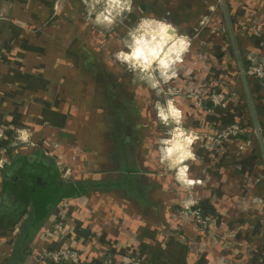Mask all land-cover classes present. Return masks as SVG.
<instances>
[{
  "label": "crops",
  "instance_id": "obj_1",
  "mask_svg": "<svg viewBox=\"0 0 264 264\" xmlns=\"http://www.w3.org/2000/svg\"><path fill=\"white\" fill-rule=\"evenodd\" d=\"M52 1L0 0V125L7 126L3 139L8 138L6 146L13 148L14 158L27 154L36 159L39 153L54 160L59 183L69 191L60 200L69 202L63 213L66 231L62 237L43 238L60 209L36 221L35 210L28 205L18 218L14 196L5 195L0 169V264H44L35 255L44 246L71 247L83 252L90 264L107 259L111 264H129L133 256L139 264H264V206L259 200L264 197V175L251 174L245 181L228 173L236 164L250 166L247 174L249 169L260 171L259 164L257 169L251 166L258 156L264 172V159L221 5L229 52L223 58L215 56L212 65L219 68L220 63L228 72L233 66L230 57L234 59L239 79L233 72L226 74L231 96L225 113L239 115L253 129L251 151L234 159L235 141L212 144L203 133L207 128L200 125L207 123L212 132L213 118L205 119L212 113L192 106L194 122L197 115L202 117L199 125L188 130L176 126L184 141L176 161L168 157L172 134H165L169 155L160 161L154 147L139 146L133 133L124 144L111 147L98 114L91 115L96 121L85 130L90 143L83 144L79 110L88 98L81 90L74 93L79 80L71 75V62L58 51L57 36L49 25ZM223 1L243 66L250 55H264V0ZM246 82L264 145V79L246 76ZM87 109L91 110L90 103ZM22 129L27 130V143L13 138ZM187 134L198 137L189 143ZM203 140L209 145L203 147ZM31 145L32 150L23 151ZM8 155L6 165L12 161ZM172 162L179 166L176 174ZM238 181L245 184L236 186ZM187 205L200 207L207 216L206 227L186 213Z\"/></svg>",
  "mask_w": 264,
  "mask_h": 264
},
{
  "label": "rangeland",
  "instance_id": "obj_2",
  "mask_svg": "<svg viewBox=\"0 0 264 264\" xmlns=\"http://www.w3.org/2000/svg\"><path fill=\"white\" fill-rule=\"evenodd\" d=\"M54 2L51 5L49 25L51 24V29L57 36L55 40L58 51L62 58L65 56L71 62V75L79 80L78 85L74 86V93L78 95L77 92L81 90L86 92L85 96L88 98V101L84 99L86 103L82 110H79L83 116L81 129L84 135L83 144L90 143L85 130L87 126L93 125L95 119L91 115L98 114L96 118L99 124L106 127L108 131L106 139L111 147L121 142L124 144L126 138L129 140L133 133L135 137L131 135V138L136 139L139 146L154 147L157 158L163 161L169 155L166 152L165 134H172L168 139L170 143L180 141L182 137L177 134L180 129L175 130L176 126L186 127L188 130V126L199 125L201 115H197L199 119L194 122L195 116L189 112L193 106L212 113L205 117L207 121L213 118L214 125L210 127L212 132H208L207 123H200L207 128L206 133L205 131L203 133L211 139L212 144L233 140L236 142L237 154L234 159L248 156L253 144V129L249 128L239 115L227 114L221 117L215 113L217 108L228 111L231 88L226 76H231L233 72L236 81L239 79L232 56L230 61L233 66L228 72L220 63L219 68L212 65L215 56L223 58L225 51L229 52V42L218 0H54ZM196 3L199 6H195ZM145 21L149 23H143ZM160 25H166L174 32L173 37L165 39L167 47L174 42L179 45L168 64L160 66L158 61L154 60L155 62L152 61L150 65L144 67L140 62L126 58L125 53L137 45V38L145 37L150 43L156 42L159 39L157 33L161 30ZM152 32H155L154 37ZM263 58L264 55L261 57L250 55L246 66ZM220 87H226V90ZM213 93H222L225 96L224 105L221 103L212 105L210 97ZM75 100H78L77 97ZM87 103L91 104V110L87 109ZM207 103L211 105L208 106ZM78 119L73 118V126L75 124L77 126ZM236 125L241 131L224 137L225 133L234 129ZM179 132L181 133V130ZM244 134L251 140L249 143L247 138L242 137ZM192 137L195 139L198 136L195 134ZM77 144H79L77 141H73V145ZM207 145L209 143L203 140L202 146ZM31 146L23 151L32 150ZM170 147L172 155L168 157L176 161L182 152L179 154L180 149L177 145ZM110 154L111 152L109 157ZM74 160L75 163H80L79 159ZM83 160H86L85 155ZM85 163L88 164L87 161ZM258 164L260 171L249 169L250 174L246 171L250 166L246 164L231 165L228 173L238 178L241 176V179L247 181L251 174L256 178L264 175L259 156L253 160L251 166L257 169ZM170 168L175 174L179 171L177 170L179 166L174 163L170 164ZM256 178L255 182H252L255 189ZM234 184L243 186L245 183L238 181ZM259 200L264 206V197Z\"/></svg>",
  "mask_w": 264,
  "mask_h": 264
},
{
  "label": "trees",
  "instance_id": "obj_3",
  "mask_svg": "<svg viewBox=\"0 0 264 264\" xmlns=\"http://www.w3.org/2000/svg\"><path fill=\"white\" fill-rule=\"evenodd\" d=\"M243 67L246 69V64L243 62ZM246 76H250L246 74ZM221 88V87H220ZM208 106L211 103H207ZM216 114H220L219 116L226 115L225 111L217 108L215 109ZM243 138H247V135H242ZM8 138L1 139L0 145L6 146L8 144ZM12 147L6 146V153L11 156V163L8 165H4L1 170L4 174V182H5V193H10L14 195V203L13 205L17 208L18 218L22 217L25 212H27V206L32 205L35 210V219L38 221H43L45 217L56 208L57 204L60 202L62 195L68 193L62 185L59 183V172L54 163V160L49 158L48 163H43L41 161H30L29 155H20L16 158L12 155ZM11 151V152H10ZM39 155V153H37ZM36 157H41L40 156ZM18 165L15 166L16 163ZM35 168V169H34ZM40 169L42 175L43 183H38L35 180L36 173ZM26 171L28 172V176H31L32 182H28V178H26ZM18 175V180L15 182L14 176ZM27 176V177H28ZM22 182V183H21ZM14 206V207H15ZM52 264V263H49ZM80 264H90L86 261V259Z\"/></svg>",
  "mask_w": 264,
  "mask_h": 264
},
{
  "label": "built area",
  "instance_id": "obj_4",
  "mask_svg": "<svg viewBox=\"0 0 264 264\" xmlns=\"http://www.w3.org/2000/svg\"><path fill=\"white\" fill-rule=\"evenodd\" d=\"M245 73L253 76L254 78L258 80L264 79V58L261 61L254 62L249 64L246 69ZM225 96L222 93L219 94H211L210 101L212 105L221 103L224 105L223 100ZM6 125H0V140L3 139L6 136ZM27 130L22 129L21 131H17L16 134H14V139L27 143V136L25 133ZM241 131L237 127V125L234 127V129L227 131L224 135V137L229 136L231 133H237ZM247 142L249 143L251 140L247 137ZM28 146V145H27ZM6 147L0 146V168L4 167V164L7 163L6 159ZM188 182H191L190 180ZM69 206V202L67 201H60V203L57 204L56 210L60 209L59 215L57 218L55 217L53 220H51L50 226L46 229L44 233V240L47 239V236L49 235H57L61 236L65 234L66 231V224L64 223V217L63 213ZM186 213H189L190 217L198 223V225L201 228L206 227L207 225V216H205L200 207H189L187 205L185 207ZM188 209V210H187ZM65 215V214H64ZM48 241V240H47ZM36 258L44 264H80L85 260V254L81 251H78L76 249H73L71 247L67 246H60L58 248H49L47 246L42 247L41 249L37 250L35 252ZM103 264H111V260L107 259L103 261ZM129 264H139V259L136 257H131Z\"/></svg>",
  "mask_w": 264,
  "mask_h": 264
},
{
  "label": "bare ground",
  "instance_id": "obj_5",
  "mask_svg": "<svg viewBox=\"0 0 264 264\" xmlns=\"http://www.w3.org/2000/svg\"><path fill=\"white\" fill-rule=\"evenodd\" d=\"M164 26H165L164 30L163 31L160 30L157 33L159 39L154 43H150L145 37L143 39L137 38L136 39L137 45H135L137 47L133 46V48L130 52L125 53L126 57L129 60L132 59L134 61L140 62V64L144 67L150 65V62H152L154 60L158 61L160 66H162V65L164 66V65L168 64V61L171 60L173 57V52L178 50V49H176V47L178 48L179 45L176 42H174L170 47H167V45L165 44V39L173 37L174 32L171 28H168L166 25H164ZM154 35H155V32H152V37H154ZM137 48H139L140 54L139 55H133L134 51ZM167 57H168V59H167ZM162 61H163V63H162ZM187 139H189V140L192 139V136L187 134ZM171 145L179 146L181 148L179 150V152H182L184 150L183 149L184 141H172ZM170 149H171V147H170Z\"/></svg>",
  "mask_w": 264,
  "mask_h": 264
},
{
  "label": "water",
  "instance_id": "obj_6",
  "mask_svg": "<svg viewBox=\"0 0 264 264\" xmlns=\"http://www.w3.org/2000/svg\"><path fill=\"white\" fill-rule=\"evenodd\" d=\"M219 3L221 5V8H222V11H223V14H224V17H225V20H226V23H227V27H228V30H229V34H230V38H231V41H232V45L235 49V56H236V59H237V62H238V67H239V70H240V76H241V79H242V82H243V85H244V89H245V93H246V97H247V100H248V103H249V107H250V111H251V114H252V118H253V122H254V126H255V130H256V133H257V138H258V142L260 144V149H261V152H262V156H263V159H264V145H263V141H262V136H261V132H260V127L258 125V122L256 120V117H255V112L253 110V105H252V101H251V97H250V93H249V90H248V86H247V82H246V76H245V73H244V69H243V66L241 64V61H240V58H239V55L238 53L236 52V48H235V45H234V40H233V35H232V32H231V27L229 25V21H228V16H227V11H226V7H225V4H224V1L223 0H219ZM128 138H126L127 140Z\"/></svg>",
  "mask_w": 264,
  "mask_h": 264
},
{
  "label": "flooded vegetation",
  "instance_id": "obj_7",
  "mask_svg": "<svg viewBox=\"0 0 264 264\" xmlns=\"http://www.w3.org/2000/svg\"><path fill=\"white\" fill-rule=\"evenodd\" d=\"M30 161H32V160H35V161H41V162H43V163H48L49 162V157H46V156H41V157H36V159H32V157H31V155L29 156V158H28ZM19 164V162L18 163H16L15 164V166L16 165H18ZM35 169V168H34ZM37 171V173H36V177H35V180H37V182L38 183H43V180H42V174L43 173H41V171H40V169H38V170H36ZM28 172L26 171V178H28V182H32V179H31V176L29 175L28 176V174H27ZM28 176V177H27ZM44 177V176H43ZM14 180H15V182H17V180H18V175H15L14 176ZM22 183V182H21ZM5 195H8V196H10V195H12V194H10V193H8V194H5ZM14 196V195H13ZM13 199H14V197H13Z\"/></svg>",
  "mask_w": 264,
  "mask_h": 264
},
{
  "label": "clouds",
  "instance_id": "obj_8",
  "mask_svg": "<svg viewBox=\"0 0 264 264\" xmlns=\"http://www.w3.org/2000/svg\"><path fill=\"white\" fill-rule=\"evenodd\" d=\"M143 23H149L148 21H145V22H143ZM143 23L141 24V27H143ZM160 28H161V30L163 31L164 30V28H165V26L164 25H160ZM140 54V50H139V48H137L135 51H134V53H133V55H139ZM127 58V57H126ZM162 63H163V61H162Z\"/></svg>",
  "mask_w": 264,
  "mask_h": 264
}]
</instances>
